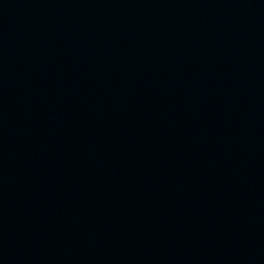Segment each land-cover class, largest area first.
I'll list each match as a JSON object with an SVG mask.
<instances>
[{"label": "water", "instance_id": "water-1", "mask_svg": "<svg viewBox=\"0 0 264 264\" xmlns=\"http://www.w3.org/2000/svg\"><path fill=\"white\" fill-rule=\"evenodd\" d=\"M0 264H264V0H0Z\"/></svg>", "mask_w": 264, "mask_h": 264}]
</instances>
